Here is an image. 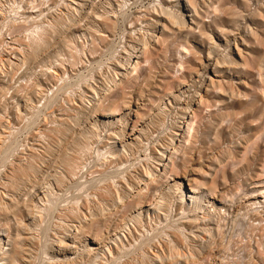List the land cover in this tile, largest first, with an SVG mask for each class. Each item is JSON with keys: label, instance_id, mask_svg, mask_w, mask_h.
<instances>
[{"label": "rangeland", "instance_id": "rangeland-1", "mask_svg": "<svg viewBox=\"0 0 264 264\" xmlns=\"http://www.w3.org/2000/svg\"><path fill=\"white\" fill-rule=\"evenodd\" d=\"M0 264H264V0H0Z\"/></svg>", "mask_w": 264, "mask_h": 264}, {"label": "bare ground", "instance_id": "bare-ground-1", "mask_svg": "<svg viewBox=\"0 0 264 264\" xmlns=\"http://www.w3.org/2000/svg\"><path fill=\"white\" fill-rule=\"evenodd\" d=\"M185 122H189L187 119H185ZM58 177V176H57ZM59 179V178H58ZM180 183V182H179ZM33 201V200H32ZM30 220V219H29ZM25 222V221H24ZM27 228V227H26ZM29 230V229H28ZM98 246V245H97ZM96 246V247H97ZM104 247V246H103Z\"/></svg>", "mask_w": 264, "mask_h": 264}]
</instances>
